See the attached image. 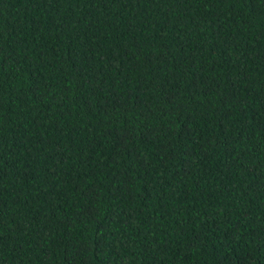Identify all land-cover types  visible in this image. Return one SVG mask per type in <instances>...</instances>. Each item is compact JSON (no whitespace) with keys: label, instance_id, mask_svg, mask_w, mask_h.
<instances>
[{"label":"trees","instance_id":"16d2710c","mask_svg":"<svg viewBox=\"0 0 264 264\" xmlns=\"http://www.w3.org/2000/svg\"><path fill=\"white\" fill-rule=\"evenodd\" d=\"M0 264H264V0H0Z\"/></svg>","mask_w":264,"mask_h":264}]
</instances>
